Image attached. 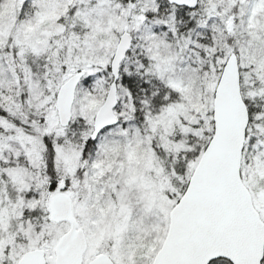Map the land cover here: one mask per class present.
Returning <instances> with one entry per match:
<instances>
[{
    "label": "snow or ice",
    "instance_id": "6c2138e0",
    "mask_svg": "<svg viewBox=\"0 0 264 264\" xmlns=\"http://www.w3.org/2000/svg\"><path fill=\"white\" fill-rule=\"evenodd\" d=\"M0 264H264V0H0Z\"/></svg>",
    "mask_w": 264,
    "mask_h": 264
}]
</instances>
